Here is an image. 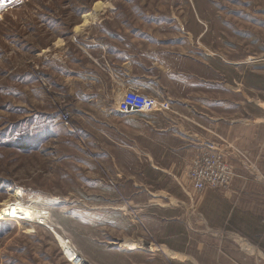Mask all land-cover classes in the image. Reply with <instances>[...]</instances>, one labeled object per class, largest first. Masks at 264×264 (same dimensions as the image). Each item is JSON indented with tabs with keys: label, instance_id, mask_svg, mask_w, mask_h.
Instances as JSON below:
<instances>
[{
	"label": "rangeland",
	"instance_id": "374dc122",
	"mask_svg": "<svg viewBox=\"0 0 264 264\" xmlns=\"http://www.w3.org/2000/svg\"><path fill=\"white\" fill-rule=\"evenodd\" d=\"M128 54L191 93L169 110L207 113L226 187L192 190L150 115L99 96L90 77ZM17 204L47 226L0 219V264H264V0H0V210Z\"/></svg>",
	"mask_w": 264,
	"mask_h": 264
},
{
	"label": "crops",
	"instance_id": "0c3cea01",
	"mask_svg": "<svg viewBox=\"0 0 264 264\" xmlns=\"http://www.w3.org/2000/svg\"><path fill=\"white\" fill-rule=\"evenodd\" d=\"M160 52L161 51H159V54ZM134 58H137L138 60L140 56L128 54V56L124 57L123 59L121 58L116 63L110 64L109 67L111 68L107 69V72L106 69H104V72L106 73L105 77H90L89 82L91 84H94L96 91L103 92L102 94H99V96L116 97L119 101L124 92L131 87H137L143 94L147 96L155 97L166 101L171 99L187 98L191 95L190 92H180L173 94L170 92V89L166 84L162 85V81L163 83L168 82V77H152L150 75V71L152 69L160 67L159 62H157V66L145 65L142 68L138 63H134ZM190 65L192 64L190 63ZM187 72L191 73L192 70L189 69V71ZM188 80L198 82L207 81V77H188ZM183 105L185 106H179V108L187 110L190 115V118L182 116L181 114H184L185 112L182 113V111L178 110L179 108H172V110H169L170 112L165 111L163 113L149 114V120L146 121V138L149 139L151 143L158 146L176 145L175 151L183 153L185 156H188L185 157L183 161L190 163L192 159L203 150L204 144L206 143L205 139L208 135L207 133H205V131H208V123L204 122L205 125H202L200 122L192 118L191 113H193L196 118L199 116H203L207 119L208 115L206 112L203 113L202 110L197 111L195 110V108H193L192 106H188L185 103H183ZM156 117H163V121L154 119ZM170 117L173 118L170 119ZM211 121L215 122L211 125H217L219 120L213 118L211 119ZM170 150L173 151L172 149ZM164 152H168V149H166ZM191 154L194 156H192ZM140 158L150 163V168L157 172H162L171 176L175 175L173 170L174 167L171 166L169 168H162L158 166L156 162L159 159L155 158L154 156L138 154L137 160H140ZM162 159L163 157L161 158V160ZM168 208L171 209L172 207L168 206L167 209ZM162 209H166V207H162ZM167 224L170 223L167 222ZM223 256L228 258V256L224 254Z\"/></svg>",
	"mask_w": 264,
	"mask_h": 264
},
{
	"label": "built area",
	"instance_id": "2783aa9c",
	"mask_svg": "<svg viewBox=\"0 0 264 264\" xmlns=\"http://www.w3.org/2000/svg\"><path fill=\"white\" fill-rule=\"evenodd\" d=\"M167 105V101L147 96L137 87H131L117 102L116 111L124 115L155 114L169 111ZM237 154L244 158L240 152L237 151ZM233 176V166L227 161L225 151L209 142H206L203 150L192 159L187 171L190 187L196 192L226 187Z\"/></svg>",
	"mask_w": 264,
	"mask_h": 264
},
{
	"label": "bare ground",
	"instance_id": "6f19581e",
	"mask_svg": "<svg viewBox=\"0 0 264 264\" xmlns=\"http://www.w3.org/2000/svg\"><path fill=\"white\" fill-rule=\"evenodd\" d=\"M95 9L100 10L101 6L99 4H96ZM100 12H101V10H100ZM88 18H90V15ZM186 174H187V172H186ZM0 219L10 220V221H16V220L19 221L20 220V221H25V222L36 221V223H38L39 225L47 226V222L44 218H42V215L37 216L33 211H29V210H27V208L25 206H23V205L19 206L18 204L15 205L14 207L3 208L2 210H0ZM54 235H56V237H58V239L60 240L61 244L64 245L65 253L67 256H69L73 260L79 259V256L77 255V253L74 252V250L70 247L69 244L65 243L61 238H59V236L57 234L54 233Z\"/></svg>",
	"mask_w": 264,
	"mask_h": 264
}]
</instances>
